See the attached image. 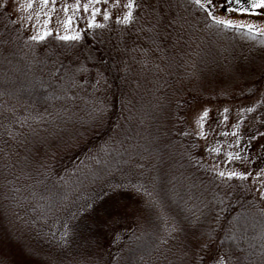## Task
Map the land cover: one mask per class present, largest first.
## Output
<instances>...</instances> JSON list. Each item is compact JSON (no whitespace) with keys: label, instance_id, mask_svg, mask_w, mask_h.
<instances>
[{"label":"trees","instance_id":"1","mask_svg":"<svg viewBox=\"0 0 264 264\" xmlns=\"http://www.w3.org/2000/svg\"><path fill=\"white\" fill-rule=\"evenodd\" d=\"M168 2L175 6L160 8L166 15L156 29L158 48L147 31L156 22L150 9H137L131 25L118 23L128 11L126 0L109 19L97 20L105 12L98 13L95 23L104 27L91 30V18L78 12L73 34L86 32L75 46L79 59L60 57L72 69L81 63L91 69L77 76L76 88L63 69L52 74L55 56L48 55L50 49L61 53L67 42L54 36L31 41L33 34L0 2V39L8 41L0 45V229L22 252L46 246L64 264L86 256L92 264H197L200 245L211 240L205 264L217 255L229 264H264L263 200L248 179L218 175L216 155L187 122L191 104L204 99L239 110L259 104L237 115V148L247 157L245 171L264 167L258 159L264 137L245 147L250 135L264 131V94L256 93L264 81V43L246 28L217 26L209 10L191 0ZM177 17L180 23L171 25ZM240 64L248 70L241 68L238 85L204 92L215 73L229 80L227 69ZM97 71L105 78L99 91L92 87ZM65 92L76 99L58 98ZM100 101L108 111L97 122L93 109ZM251 118L253 127H247ZM216 121L220 129L226 124ZM109 185L126 187L113 193ZM116 195L119 207L103 205ZM66 223L72 235L61 249L57 241ZM173 225L174 239L160 245Z\"/></svg>","mask_w":264,"mask_h":264},{"label":"rangeland","instance_id":"2","mask_svg":"<svg viewBox=\"0 0 264 264\" xmlns=\"http://www.w3.org/2000/svg\"><path fill=\"white\" fill-rule=\"evenodd\" d=\"M0 2L1 3L5 2L6 5L8 6V9L16 17L19 24L29 34H33V35L36 34L37 32H42L45 29H51L53 30V32L55 33L58 32L61 35L73 34L75 27L77 26V22H75V18L78 12H82L85 17L92 18L91 9L89 10V12L83 11V5L88 3L89 0H56L55 5H53L51 0H49V4L47 6H44L42 4V0H31L32 3L31 7H27L29 0H0ZM77 2H79L81 5L80 9H76L72 7ZM125 2L126 0H118V2H116V0H108V3L96 4L94 5V7L100 8L101 11L103 10L104 12L106 11L113 12L119 10V8L123 10V5L125 4ZM215 2L216 4L222 5V7L213 8L210 6L208 10L212 11L214 14L218 15L219 17L232 19L234 21H245L248 23H254L258 26L264 27V11L257 9L256 11L258 14H253V15L247 13H241L239 11L229 13L225 10V7H223L227 5V3H225L224 0H215ZM64 6H68L67 11L64 10ZM103 16L104 15L100 17H96V19L99 20ZM68 17H72L73 23L71 28H69L66 24L63 23V21H66ZM49 19L51 22L46 24L45 22L48 21ZM261 51H263L262 55H264V49ZM254 53L257 55L256 52H253V54ZM262 58H264V56H262ZM241 68L245 71L248 70V67L243 66V64L238 65V67L237 66L233 67V69H227V71L230 74L229 80L226 79L223 80V77L225 76L221 75V72H217L215 73V75H213V72L212 74L208 72L206 74L207 79L208 76L211 75L213 76L209 78V82L207 80L206 83L207 86L204 87L205 90L204 92L208 93V92H213L214 90H217V92H219L222 89L227 90L224 89V87L229 83L230 85H234V84L238 85L237 80L239 78L237 77V75L241 74ZM225 74L226 73H224V75ZM262 82L260 85H257L258 87L256 89V93L261 95L264 94V81ZM216 83L219 84L220 87H215L217 86ZM240 84L241 83H239V85ZM258 94L254 99L258 97ZM225 107L227 106H225L223 102L215 101L212 99L211 100L204 99L201 101L194 102L193 104H191L190 108L187 111V122L189 123V125L191 126V128L195 133L203 131L208 134L206 139L198 136L202 145H207L208 148L211 147V148L220 149L219 153L213 152V154L216 155L215 160L217 161L214 163V165L217 169H219L220 171H224L225 173H228L230 171L244 172L246 168H244L243 165H247L245 161L242 162L238 160H230L228 157L229 152H232L234 154L238 153L241 157H243V155L238 151L237 148L238 145L236 143L238 139V131L237 128L233 127L234 125H236L235 119L237 115L240 113V110L236 109V106H234L233 104H229L227 108H229L230 111L228 113H224L223 108ZM205 108L210 109L211 111L209 112L208 125L206 121L204 122L203 127H201L200 124L198 123V120ZM219 110H222L220 111L221 112L220 117H219ZM246 114L247 113H245L244 116ZM225 115L228 116V120L226 121V124L221 125L222 127L221 129L219 125L218 126L212 125L215 124L217 122L216 120H219V118L223 122ZM257 120H259V117H257L256 121ZM248 121L249 123L247 124V127L250 126L253 127L255 119L251 118ZM219 131H221L222 133L228 132L229 135L224 136L222 135V133L219 134ZM233 132H236L237 135L233 136L231 134ZM262 133H264V131ZM262 169H264V167ZM260 170L261 169L254 171L250 170L253 173V175L250 176L248 180L250 184L255 188L258 197L261 198L264 203V197H262L260 194L261 192H264V175H261L258 178H256V174L259 173ZM254 178H256L255 182H254ZM105 203L107 207H119L121 202L119 201L118 195H116L109 197L108 200L103 203V205ZM100 214L108 215L109 212L106 210H100ZM114 215L116 219H119L117 218L116 214ZM103 218L98 217V219H103ZM48 252L49 249H47L46 246H41L39 247V249L35 247H30L29 250L27 251L23 250L22 252L21 245L17 241H15L14 238L10 237L9 234H7L3 230L1 231L0 229V254L6 256L9 259L10 264H46L47 257L50 255V253Z\"/></svg>","mask_w":264,"mask_h":264},{"label":"snow or ice","instance_id":"3","mask_svg":"<svg viewBox=\"0 0 264 264\" xmlns=\"http://www.w3.org/2000/svg\"><path fill=\"white\" fill-rule=\"evenodd\" d=\"M52 4L55 5L56 0H51ZM116 2H118V0H116ZM191 2L193 4H195L196 6H198L200 9H205L208 10L209 7H213V8H220L222 7V5L216 4L215 0H191ZM100 3H108V0H89L88 3L83 5V11L84 12H89V10L91 9V20L87 22V29L91 30L93 28H103L104 25L102 24H96L95 23V17L98 13H100L101 9L94 7V5L96 4H100ZM42 4L44 6H47L49 4V0H42ZM235 7H232V6ZM32 3L31 0H29V3L27 5V7H31ZM161 6H163L165 9H171L172 7H174L175 5L173 3H169L168 0H156L155 4H141L139 3V0H127V3L124 5V7H126L128 9V11L124 14V16L121 18H117V22L118 23H123L125 25H131L136 19L137 16L135 15V12L137 9L140 8H147L150 9L151 12L155 15V24H153V26L151 28H148L147 31L150 33H153V35L151 37H149V39L152 41L153 44L157 45V48L159 47V37L161 35V33L159 31H157L156 29L158 28L159 25H161L165 19V15L166 13L162 14L160 12V8ZM72 7L76 8V9H80L81 5L79 2H77L75 5H73ZM225 7V10L229 13L235 12V11H239L241 13H247L250 15L253 14H258L257 13V9L264 11V0H227V5L223 6ZM64 10L67 11L68 10V6H64ZM208 16L211 17L212 21L217 25H223L226 28H233V29H243L246 28L248 30V32L252 35V39H259L261 43H264V27L258 26L254 23H248L245 21H234L232 19H228V18H222L219 17L218 15L214 14L212 11H208ZM111 17V13L109 12H105L104 13V18L105 19H109ZM30 19V17H29ZM180 19L179 17L172 19L170 21L171 25H175L180 23ZM50 19L48 21H46L45 23L48 24L50 23ZM64 24H66L69 28H71L72 26V17H68V19L66 21H63ZM208 27H211L212 25H207ZM181 27H183V25H181ZM67 31V30H66ZM83 34H86V32L84 30H78L76 31L74 34H64L61 35L58 32L54 34L53 30L51 29H45L42 32H37L36 34L32 35L29 39L31 41L34 42H38V43H45L47 42L49 37H53L60 42H67V44L64 46L63 51L61 53H57L55 50H49L48 55L50 56H55V59H53L52 64H53V75L55 76L56 72L61 71V69H63V78L66 80L67 83H69L71 85V87L76 88V87H80V84L77 80V76L80 74H88L90 73L91 69H89L86 64L81 63L78 67H76L75 69H72L71 66H65L63 64V61L61 60V56L64 57H71L73 60H78L79 59V55L75 52V46L77 42L82 41L83 39ZM179 36L177 37V43L179 42ZM8 44V41L6 39H0V45H6ZM133 51H136V49H133ZM141 51L147 53L146 49H141ZM158 67V66H157ZM102 82H105V78L103 77V74L100 73L99 71H97V79L94 85H92V87L94 88V90L99 91L101 86H102ZM89 83V81L87 80V78H85L84 80V85L86 86ZM58 98H66L68 100H75L76 97L75 96H71L68 95L67 92L64 93L63 97H58ZM261 103H264V100L261 101ZM260 105L257 104L255 107H247V108H243L240 111L243 112H247V113H252L255 112L257 107H259ZM108 111V106L106 104L103 103V101H100L98 105L94 106L93 112L95 113V115L93 116V119L97 122H101L103 120V117L105 116V114ZM211 110L205 108L203 113L201 114V116L199 117L198 123L200 124L201 127H203L204 122H206L209 118V112ZM230 111L229 108L225 107L223 112L224 113H228ZM228 120V116L225 115L224 116V121ZM233 127L239 129V124L234 125ZM190 133L185 132L184 135H189ZM198 136H200L201 138H207V133L200 131L196 133ZM233 136H236L237 133L233 132L231 133ZM11 135V133H10ZM222 135L227 136L229 135L228 132H224L222 133ZM259 137H264V133H255L253 135H250L248 137V141L247 144L245 145L246 148L250 149L252 148V143L253 141H257ZM240 140L239 138L237 139L236 143L239 144ZM231 147V145H230ZM262 148H264V145H261ZM210 153L211 152H216L219 153L220 149L219 148H211L209 147L207 149ZM228 157L230 160H238V161H247V157H241L238 153L234 154L232 152L228 153ZM260 158H264V157H259ZM212 167H215V165H213ZM218 175L220 177H225V175H227L228 179H232V178H238L240 180H247L250 176L253 175V173L251 171H244V172H236V171H230L227 174L224 171H218ZM264 175V169H261L259 173L256 174V178H258L259 176ZM254 178V182L255 179ZM109 187L112 189V192L115 193L118 189L122 188V187H126V185H109ZM259 190V189H258ZM262 197H264V192L260 193ZM93 204L94 201H91L88 203L87 207H86V211L87 210H91L93 208ZM72 219H77V213H73L72 214ZM177 231L176 226L173 225L170 229L166 230V236L165 237H161L160 238V245H164L167 244L168 242V238H173V233ZM53 236H55V233H52ZM72 235V229L67 225V223L65 224L64 227V231L61 232L59 238H58V246L59 248L63 249L65 247H67L68 245V239L69 237ZM212 241L209 240V243H203L200 245V252L197 253L196 255V261L197 264H205V256L209 254L210 249H209V244ZM160 245H157V249L159 248ZM149 255H151V253H149ZM189 253L185 252L184 256H188ZM144 256H139L138 257V261L139 262H143L144 261ZM0 264H10L9 259L0 254ZM46 264H64V262L62 260H59L57 257L54 256H48L47 257V261ZM77 264H92V261L89 257H85V259L77 261ZM211 264H229V261H227L223 256L221 255H217L215 257H213Z\"/></svg>","mask_w":264,"mask_h":264},{"label":"flooded vegetation","instance_id":"4","mask_svg":"<svg viewBox=\"0 0 264 264\" xmlns=\"http://www.w3.org/2000/svg\"><path fill=\"white\" fill-rule=\"evenodd\" d=\"M225 1V3H227V0H224Z\"/></svg>","mask_w":264,"mask_h":264}]
</instances>
